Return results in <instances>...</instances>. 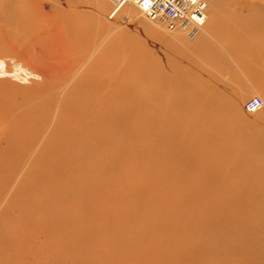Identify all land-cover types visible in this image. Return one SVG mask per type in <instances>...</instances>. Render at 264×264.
Returning <instances> with one entry per match:
<instances>
[{
    "label": "bare ground",
    "instance_id": "6f19581e",
    "mask_svg": "<svg viewBox=\"0 0 264 264\" xmlns=\"http://www.w3.org/2000/svg\"><path fill=\"white\" fill-rule=\"evenodd\" d=\"M109 1L114 5V12L121 10L128 14L122 26L134 21V16L128 13L130 7L137 9L133 3L119 5L114 0ZM204 1H199L203 18L190 20L188 27L181 24L182 21L169 22L160 16L148 18L138 9L136 19L147 18L151 24H162L169 34L187 35L191 47L195 40L215 38L218 32L219 23L205 19L209 7V12L218 16L210 6L213 0ZM259 3L264 8V0ZM4 9H0V14ZM189 13L187 10L186 15ZM260 13L264 16V9ZM19 14L14 19L22 25L21 21H25ZM259 17L257 15L256 19ZM53 20L56 19L53 17ZM67 20L60 31L55 28L59 32L44 30L41 35L44 40L37 50L33 49L35 45L31 49L30 45H27L29 49L19 48L20 45L6 48L2 36L6 29L0 27V56L11 55L35 79L29 85L12 86L9 82H0V264H77L93 254L97 259H104L105 264H164L158 257L162 255L159 247L156 248L163 237H166L168 256H176L179 251L183 257L192 258L184 264H192L194 258L200 264H218L209 260L213 251L203 244V239L209 235L204 232L203 236L201 229L195 231L197 226L203 230L202 211L207 214L206 217L203 215L205 221L212 224L214 215L210 212L217 209L224 213L251 212L257 218L254 221L255 216H252L254 222L250 227L246 225L247 230L235 219L225 221L216 226L218 232L219 229H230L246 237L264 239V136L258 132L253 134V131L252 136L249 135L250 122L242 119L235 108L241 94H237L232 85L213 69L206 74L196 73L197 76L191 72L192 66H189L188 74L186 69L183 73L172 72V68L165 67L168 60L165 53L159 56L163 58L160 63L154 61L156 53L149 56L154 58L150 62L147 61L151 58L144 59L138 53L133 56L101 53L114 33L109 32L99 46L92 48L96 36L88 37L87 33L83 38ZM202 21L208 28L215 27L216 30L207 34L200 25ZM10 22L5 24L7 29L12 27ZM238 26L242 30L246 27L245 24ZM67 34H71L70 43L67 37L64 38ZM40 39L30 35L18 43L29 40L38 43ZM70 49L86 53H71ZM147 53L149 51L143 54ZM35 60L39 61L38 65ZM95 64L102 66L95 69ZM234 67L248 85L245 71L248 74L250 71L247 68L244 71L237 64ZM252 80L258 84L262 79L254 76ZM252 98L260 99L263 106L248 112L244 105L249 114L258 113L264 107L260 97ZM105 129L124 136L123 140L111 143L108 152L102 149L104 145L101 147L107 140L104 139ZM243 137L246 141L253 140L260 146V151L248 156L228 155L229 150L241 145ZM168 143L171 152L163 148ZM117 153L132 157L134 162L125 161L127 157L121 159ZM165 161L174 162L179 168L175 169V165L172 168L157 166ZM72 165L90 169L88 173H73L78 181L75 187L71 186V173H67ZM184 192H189L190 200H185ZM164 197L165 201L162 200ZM212 201L218 204L215 208L211 207ZM152 213H157L156 220L150 219ZM79 217H82L83 224ZM163 228L173 234L167 236ZM157 235L162 238L155 244ZM87 236L97 239L100 246L105 243L101 255L94 252L83 254L84 246H80L86 242ZM213 237H209L207 244L211 241L216 246L214 251L224 255L240 253L235 248L237 245L250 251L246 254L241 249L247 260L243 257L246 262L236 264H259L258 261L248 262V257L264 256L263 250L260 253L263 245L259 238L255 243L252 241L254 237L250 240L262 248H244L248 243L245 245L246 241L243 243L238 237L233 242L227 241L232 249L224 241L226 238L222 239L226 243L223 244L221 239ZM223 253H218L219 257Z\"/></svg>",
    "mask_w": 264,
    "mask_h": 264
},
{
    "label": "rangeland",
    "instance_id": "374dc122",
    "mask_svg": "<svg viewBox=\"0 0 264 264\" xmlns=\"http://www.w3.org/2000/svg\"><path fill=\"white\" fill-rule=\"evenodd\" d=\"M209 1L210 0H208V2ZM238 1H240V2H250V3L251 2L259 3V0L258 1L257 0H252V1H250V0H238ZM221 2L236 3V0H213V3L210 5V6H213V9H212L213 11L212 12H216L218 14V11L215 10V9L218 8V4L217 3H221ZM3 7L6 9L7 12H5V9H4V12H3L4 14L2 13L3 16H2V14H0V27L3 26L6 29L5 33H2V36L4 37L3 40L5 39L4 40L5 41L4 44H5L6 48L9 45L10 46H17V47H19V45H20L21 47H19V48H26V49L30 48L31 49V47L33 45H35L33 47V49L37 50V47H38V49H40V47H41L40 43H41V41L44 40L43 39L44 36H41V35H44V30L50 29V32H52V33L56 32L58 30L60 31L62 29V27H63L62 24H64L63 23L64 20L68 19L67 21L72 25V27L78 29V32L83 36V38H85L84 35H86L87 33H88L87 34L88 37L96 36V43L94 44L95 46L94 45L92 46V48L93 47L95 48V47L99 46L103 42V40L106 38L107 34L114 33L112 35L113 36L112 39H110V41L107 43V47L102 49L103 52H101V53H109V52L110 53H116L117 52L120 55L123 54V53H126L125 56H133L134 53H138L139 55L142 54L141 56H142V58L144 57V59H148V58L150 59L151 58L150 60L148 59L149 61H147V62L153 61L154 58H152V57L155 56V53H156V56H155L156 59L154 61L157 60L158 61L157 63H160V60H163V58H159V56H161V53H165L166 56H168L167 59L169 60V63H168V60H166V63H165L166 66L165 67L167 69H169V70L172 68L171 69L172 72L178 71L179 73H183V70L186 69L185 71L188 74V73H190L189 66L190 67L192 66L191 68L194 69V70L191 69V72L195 76L201 75L202 73H204V74L209 73V71L211 72V69H213L214 72L218 71L220 76L225 81H227L229 84L232 85L231 88H233V90L237 94L240 93L241 96H242L240 98L239 103L235 104V108H236V111L238 112L239 116L242 119L248 120L250 122V124L248 123L249 124L248 126H250L249 127V129H250L249 130V135L252 136V131H253V134L258 132L259 134L264 136V107H263V109L261 111H257L258 113L255 112V114L254 113L253 114H249V113L245 112V110H244L245 102H247L252 97H255V96L256 97H260L263 100V102H264V81H263L264 80V53H198V52H196V51H198V48L190 47V43L191 42L189 41L187 35L178 34V33L176 35L169 34L168 33V29L164 25L159 24V23L151 24L150 20H148L146 17L145 18H146L147 21L142 19V18L141 19L140 18L136 19V16H139V12H138V10L135 7H133V9L130 7V10L128 12L131 17L134 16V18H135V19H133L134 21H132L131 23H129V25H127L125 27L122 26V22L124 21V17H125V15H128V14L126 12L121 11V10H119L117 12H114V9H113L114 5L109 0H0V9L3 8ZM60 9H62L65 12H63ZM208 10L209 11L211 10L210 7H209ZM209 11H207L205 19L207 21H210V22L214 21V22L218 23L216 15L214 16V13H211ZM17 14L21 15L22 16L21 18L25 21V22L21 21L22 25L19 24L18 20L14 19V18L17 17ZM210 14L213 15V16H211ZM254 16H256V15H254ZM1 17H2V19H1ZM23 17H25V18H23ZM53 17L56 20H53ZM47 18L49 20H47ZM213 18H215V19H213ZM260 18H264V16H260ZM7 21H12L13 22V23L10 22L12 24L13 29H12V27H10L9 29L6 28L5 24H6ZM42 23H44V24H42ZM204 23L205 22L202 21L200 23V25L206 31L207 34H210V32L216 30L215 27L208 28ZM74 25L75 26H79L80 25V27H75ZM82 25L83 26L85 25V27H83ZM17 27H24V28L18 29ZM239 27H240V31L242 32L243 30H242L241 26H239ZM33 28H35L36 31ZM55 28H57L58 30H56ZM79 28H81V29H79ZM83 28L84 29L86 28V29L84 30ZM52 29H53L54 32L52 31ZM244 29H247V28L245 27ZM33 30H34V33H32ZM82 30L86 31V32L84 33V32H82ZM256 30L257 29H255V31ZM258 30H259L258 34H264V32H263L264 31V26H261V28H259ZM8 31L10 32L9 35H8ZM120 32L122 34L124 32V35H122ZM6 35H8V36H6ZM30 35H34V36H36V38L39 37L41 39H40V41L38 43H32L30 40L27 41V42H21L22 44L18 43L19 41H21V40H23L25 38H28ZM70 35L71 34H67V36L64 35V38L67 37L66 39L68 40L69 43H70V40H72ZM154 36H156V37H154ZM147 38L150 39V42H149V40ZM200 38H198V39H200ZM127 39H128V41H127ZM161 39H162V41H161ZM211 39H215V38H211ZM45 40L48 41V38L46 37ZM166 40L167 41L170 40V41L167 42ZM204 40L205 39H201L199 41L195 40L193 42V44H200ZM163 41L167 42V43L165 44ZM52 42H54V41H52ZM27 43H29V44H27ZM84 43L86 44L85 41H84ZM122 43H124V44H122ZM138 44H140V46ZM262 44L260 43L259 45L261 47H263L264 44L263 45ZM27 45H30L29 48H28ZM124 45H126V46H124ZM168 45L169 46L172 45V47H168ZM166 46L168 48H165ZM46 47H48V45ZM84 48H86V46H84ZM117 48H119L118 51H116ZM169 48H173V50L172 49L169 50ZM143 49H146V50L144 52H142ZM106 50H108V51L106 52ZM132 50H134L133 53H132ZM74 51H75V53H77V52L78 53L79 52L86 53L85 51H82V50H77V49L76 50H72V49H70L71 53H73ZM113 51H115V52H113ZM123 51H126V52H123ZM146 51L147 52L149 51L150 55L148 53L147 54H143V53H146ZM174 53H177L176 55H178V58L176 57V55ZM151 54H152V57H149V56H151ZM169 57H172V58H169ZM15 60L16 59H14L11 55L8 56V57L7 56H2V57L0 56V82H4V84L6 82H9L12 86L29 85L30 82H33L35 80L34 77H32V75H30V72L28 71V69L22 67V65H20L18 63V61L16 62ZM36 62H37L36 65H38L39 61L35 60V63ZM98 64H95V69L100 67V66H102V65L98 66ZM234 64H237L244 71H245L246 68L250 71L249 74L246 73V71H245V74H246L247 79H248V82H247L248 85H246L242 81L240 75L237 73V71H236V69L234 67ZM176 66H177V68H176ZM178 67H180L181 69L178 68ZM100 71H101V69H100ZM196 73H197V75H196ZM254 76H258L262 80L257 82L258 84H255L254 81L252 80V77H254ZM196 94H199V93L196 92ZM4 96H6V93H4ZM43 97L44 98H42V99H45V96H43ZM104 132H105V138L104 139H107V140L104 143H102L101 147L104 145L103 147L105 149L103 147H102V149L105 152L109 151L111 143H116L118 140H123L124 139V136L122 134H119V133L116 134V132H112L111 130L105 129ZM230 132H231V130L229 131V134H230ZM115 140H116V142H115ZM234 140H236V138ZM234 140H233V143H234ZM246 140L247 139H245L244 137L241 138V140H240L241 141L240 142L241 145L238 144V146L236 148H234L232 150H229L228 155L242 154V155L248 156L249 153H256L257 154L260 151L259 150L260 146L257 145L253 140H251V139L248 140V141H246ZM167 145L165 147H163V148L167 152H171L170 148H169V143ZM242 147L243 148L245 147V148L243 149ZM223 151H225V150H223ZM117 154L123 160H125L126 157H127V159L125 160L127 162H134V160H132V157H130V156L124 154V153H117ZM145 155L146 154H144L143 156H145ZM145 164H148V163L146 162ZM173 165H175V169L179 168V166H177L174 162H171V161H165L162 164H159L157 166L159 168L162 167V166H166L167 168H172ZM129 168H130V166L127 167L126 169L128 170ZM64 169H67V167L66 168L64 167ZM70 169H69L70 171L68 170L67 173H71L69 175L72 178L71 186H73V187H75V185L77 184L76 182H78L75 179V177H73V173H77V172L88 173L89 170H90L89 168H86V167L73 166V165H72V167ZM133 169L134 168H132V170ZM64 177L67 178L68 175L65 174ZM138 179H139V177H138ZM187 193H189V192H187ZM187 193L184 192L183 195H185L184 196L185 200L188 201V199L189 200L191 199V195H189ZM165 199L166 198L164 197V199H162V200L165 201ZM227 199L228 198H224V199L222 198V200H227ZM166 201H168V199ZM202 203H203L202 206L205 207V203L203 201H202ZM210 204H211V207H214V208H215L216 205H218L214 201L210 202ZM162 205H164V202L162 203ZM219 211L220 210L217 209L216 211H214L212 213L210 212V214L214 215V220L212 221V224H211L210 221H209L210 222L209 224L205 221V217L207 216V214L203 213V211H202V217L200 218V221H201L202 225H204L203 230H202V228L200 226L199 227L197 226L195 228L196 232L198 231V229H201V233L206 232V234L209 235V236L205 237L207 239H203V244L205 243V246L208 249H210V251H213L211 257H213V255L216 257V258H211L210 257V259H209L210 261H215L218 264L219 263L220 264H230L231 262H232V264H236V263H241V262L245 263L246 260H247L246 256L241 254V249L242 250H245V249L241 248L240 245H237L235 247L240 252V253H238V251L236 249V252L238 253L236 255H235L234 252L232 254H229V255H228V253H229L228 252L227 254L225 253V255H224L223 252L214 251V247H216V246L213 245V243L211 241L209 242L210 244H207V242H208L207 240L210 239L209 237L212 238L213 236H214L213 238L216 237L215 239H217V240L221 239L220 241L223 244L226 242L228 245H229V242H227L228 240L233 242L238 237H241L243 243H244V241H246L244 243L245 245L248 243L247 244L248 246L246 245L244 247V248L248 247L247 249H249V248L252 249L253 246H254V248L255 247H259V245L257 246V244H253V242L255 243V241H257V239L259 238L260 242L259 241H257V242L261 243V246L263 245L262 246L263 248L259 247V248H262V249H260V253H262L261 250H263V253H264V244H262V241L264 239L261 238V237L257 238V237H254V236L247 235V237L249 238V242H248L247 241L248 238L245 235H242L239 232L237 234V232L234 231V230L231 231L230 229H225L227 231L225 233V230L223 231L222 229H219L220 231L218 232V228H217L218 225H223L225 223V221L230 222V221H233V219H235V222L238 221L240 223L241 227L245 226L244 228L243 227L242 228L244 230H247L252 225V223L257 219L256 216L253 213H251V212H246L245 213V211H244V213H242L241 211H240V213H237V211H233L234 214L231 213V212H228L229 213L228 214L227 212L224 213L222 211H220V212ZM157 213H152L151 216H150V219L156 220L157 219ZM194 213H196V212H194ZM184 214H186V213H184ZM184 214L183 215L182 214H179V215L176 214V216L186 217V215H184ZM187 214L189 215V212H187ZM236 214H239V215L236 216ZM162 215L163 214L160 213L161 217H162ZM250 215H251V217H250ZM243 216H245V217H243ZM252 216H255V218L252 217ZM227 217H228V219H227ZM247 217H248V219H246ZM253 218H254V221L252 220ZM79 219H80V221L83 224L82 217H79ZM215 219H216V221H215ZM262 220L264 221V217L262 218ZM248 221H250V222H248ZM219 222H220V224H219ZM216 223H217V225H216ZM111 225H113V226L115 225V224H113V221H111ZM209 225H210V227H209ZM214 225H215V227L217 226L216 227L217 229H215ZM246 225H248L249 227L248 226L246 227ZM219 228H220V226H219ZM164 230L165 229L163 228V231ZM166 231H168V233ZM216 231H217L218 235L216 234ZM228 231L230 232L231 235H229ZM214 232H215V234H214ZM163 233L166 234L167 236H171L173 234V232H171L169 230H165ZM221 233H222V236L224 238H222V236H220ZM227 234H228V236H227ZM204 235H205V233L203 234V236ZM236 235H237V237H236ZM218 236H219V238H217ZM200 237H202V234H200ZM227 237L229 239H227ZM230 237L232 239H230ZM253 237H254V240H252ZM161 238H162V235L161 236L157 235V240H155L156 241L155 244ZM165 238L166 237H163L161 239L163 242L160 240V242L163 245L161 243H159V242L156 244V248L158 249V247H159V252H160V254H162L160 256L159 253H157V256L159 255L158 257L161 260H163L162 263H164V264H184L185 261H188L189 259L190 260L192 259L191 257H183L182 254L179 251L177 252L176 256H168L169 252H168L167 245H165V243H166ZM155 239H156V237H155ZM222 239L223 240L225 239L224 240L225 242ZM194 240L196 241L195 237H194ZM98 245H99V243L97 242V239H94V238H90L89 239L88 236H87L86 242H84L83 245H81L80 247L84 246V249H83V254L84 255L91 254L92 252L101 255V253L104 251L105 243H102L101 246L100 245L98 246ZM157 245H159V246H157ZM207 245H209V246H207ZM229 246L232 247L231 245H229ZM232 249H233V247H232ZM87 252H89V253H87ZM214 253H216V254H214ZM218 253L220 255L223 253V255L219 257ZM239 254L242 255V256H240L242 258L239 257ZM246 254H250V251L247 250ZM258 256H261V255L259 254ZM225 257H226V259H228V261L230 260L229 263L225 259ZM243 257H245V259H246L245 261L243 260ZM231 258H233V259H231ZM261 258H263V260H261ZM261 258L260 257L259 258L258 257H256V258L248 257V259H250V260H248V262L252 261L254 263V262L258 261L259 264H262L260 262V260L264 261V256H261ZM196 259L197 258H194V262L192 264H194V263L198 264L199 260L198 259L196 260ZM213 259H215V260H213ZM222 259H224L225 262L227 261V263H225L224 260H222ZM105 262L106 261L104 259H100V258L97 259L95 257V255L93 254L92 256H89L86 259H84L82 262H78V263L79 264H105ZM199 264H200V261H199Z\"/></svg>",
    "mask_w": 264,
    "mask_h": 264
},
{
    "label": "crops",
    "instance_id": "0c3cea01",
    "mask_svg": "<svg viewBox=\"0 0 264 264\" xmlns=\"http://www.w3.org/2000/svg\"><path fill=\"white\" fill-rule=\"evenodd\" d=\"M217 4L218 8H216L215 10L218 11V16L216 15V18L219 25L217 26L218 32L215 39L204 40L200 44H192L191 47H197L198 53H264V46L261 47L259 45V43L264 44V34H258V29L261 26H264V18L259 17L256 19L257 15L261 16L260 10L264 9L263 7H261L260 3L221 2ZM232 13H234L235 15ZM229 22L231 24H229ZM238 24H245L248 30L244 29L241 32ZM255 29L257 30L255 31ZM233 35L235 36V39L237 38V36L238 38L235 40ZM229 38L234 40L230 41ZM220 39L222 40V42Z\"/></svg>",
    "mask_w": 264,
    "mask_h": 264
},
{
    "label": "built area",
    "instance_id": "2783aa9c",
    "mask_svg": "<svg viewBox=\"0 0 264 264\" xmlns=\"http://www.w3.org/2000/svg\"><path fill=\"white\" fill-rule=\"evenodd\" d=\"M119 5L125 2L133 3L137 9L143 13L146 17L151 18L154 16H160L167 21L178 22L185 24L188 27V22L195 18H203L200 11L202 5L200 0H114ZM199 2L197 6L195 3ZM193 13L192 15H186V11ZM184 27V28H185ZM194 32V29L192 30ZM192 34V33H190ZM189 35V34H188ZM262 101L258 98H252L245 103V107L248 112L259 110L262 107Z\"/></svg>",
    "mask_w": 264,
    "mask_h": 264
}]
</instances>
